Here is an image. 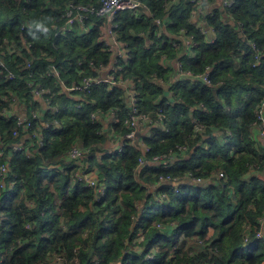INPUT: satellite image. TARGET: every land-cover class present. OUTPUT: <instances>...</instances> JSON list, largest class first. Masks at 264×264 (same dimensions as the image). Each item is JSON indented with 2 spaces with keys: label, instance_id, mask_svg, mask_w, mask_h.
<instances>
[{
  "label": "trees",
  "instance_id": "1",
  "mask_svg": "<svg viewBox=\"0 0 264 264\" xmlns=\"http://www.w3.org/2000/svg\"><path fill=\"white\" fill-rule=\"evenodd\" d=\"M141 1L115 20L132 104L121 84L77 96L61 84L101 76L113 62L103 17L65 34L51 29L70 4L100 0H0V164L8 165L0 264H263L264 143L255 121L264 100V0ZM187 34L195 45L180 37ZM54 69L59 76L47 74ZM135 109L152 124L129 139ZM17 114L31 125L15 135ZM109 139L119 145L111 149ZM75 145L79 164L69 157ZM85 164L103 192L76 176Z\"/></svg>",
  "mask_w": 264,
  "mask_h": 264
},
{
  "label": "built area",
  "instance_id": "2",
  "mask_svg": "<svg viewBox=\"0 0 264 264\" xmlns=\"http://www.w3.org/2000/svg\"><path fill=\"white\" fill-rule=\"evenodd\" d=\"M223 5H231L235 2V0H218ZM143 6V3L141 0H100V5H88V6H78L75 4H70L65 15V22L62 25L53 24L51 29L55 32L56 35L65 34L72 30V28L79 22L84 23L86 19L90 17V15L94 14L97 16H101L105 19V24L102 27L101 32V40L105 43V46L107 47L108 51L113 56V62L107 66H102V68L106 71L104 75L101 76H85L80 80L79 82H73L71 85L65 84V82L62 80L61 84L67 90V92L73 94L74 96H77V93L81 92H89L92 87L96 84L101 83H107L110 85H116L121 84L123 87H125L127 93L130 95V98L132 100V104L136 102V89L135 85L128 79L124 78L121 70L122 66L117 65L118 59L120 58H129L128 52L126 49V45L123 44L118 39V33L117 29L119 25L116 23V16L120 11L123 10H135L139 7ZM195 16V14H194ZM156 22L158 24H162L161 18H156ZM88 30V28H86ZM184 33V31H182ZM183 37L185 40V44L187 46H193L195 45V41L193 39L192 35L187 36H180ZM171 63V61H169ZM175 65L179 72H181V64L180 62H175ZM55 74L56 76H59L58 69L54 70H48L47 74ZM186 74L193 76V77H200L205 82H210L208 78V74H200L196 75L191 71L185 72ZM10 77H13V75H10ZM45 91L41 89V91L36 90L37 97H39V94H43ZM159 114H161L159 112ZM17 127L14 131L15 135H18L20 133V129L24 128L25 130H28L31 123L26 121V119L21 114H17L15 116ZM114 121V120H112ZM152 122V117L150 114L147 113H140L136 109L130 114L127 123L131 127V130L125 135L126 138L129 139H135V137L138 134V131L145 127V125ZM152 124V123H151ZM255 126H258L261 129V135L264 138V100L261 103L260 107L257 110V120L255 121ZM146 129V127L144 128ZM141 129L140 131L144 130ZM29 132H27V136L29 137ZM41 143V141H40ZM119 145V144H118ZM15 149H21L22 144H16L14 146ZM122 146H119V150H121ZM182 150V148H180ZM69 157L77 162L79 164L80 160L83 159L84 154L81 149V147L75 145L71 147L69 150ZM165 157L155 156L153 161L159 162L161 160H164ZM144 159H141L140 162L144 163ZM93 169L89 168L88 164H85L77 173L76 176L83 180L86 185L88 186H95L99 187L97 191H104L103 186H99V182L97 180L96 171L95 175L93 173ZM8 172V165L6 163L0 164V180H4V176ZM220 176H223L221 173ZM194 182H202L205 181L203 178H194ZM262 224L264 226V218L262 219ZM262 232L258 233V237H263Z\"/></svg>",
  "mask_w": 264,
  "mask_h": 264
},
{
  "label": "crops",
  "instance_id": "3",
  "mask_svg": "<svg viewBox=\"0 0 264 264\" xmlns=\"http://www.w3.org/2000/svg\"><path fill=\"white\" fill-rule=\"evenodd\" d=\"M141 11L143 12V13H148L149 11L147 10V9H145V8H143L142 7V9H141ZM165 23H169V21H166L165 20ZM209 34L211 35V32H209ZM123 43V42H122ZM123 44H125V43H123ZM126 45V44H125ZM105 73H103V75H104ZM42 114H43V111H41V116H42ZM114 118V117H113ZM113 118H112V120H113ZM45 122V120L41 117V124L43 123V124H45L46 125V122ZM255 136L257 137V139L258 140H260L261 142H263L264 143V138H263V136L261 135V129L257 126V128L255 129ZM118 144H116L114 141H113V139H109L108 141H107V146H111V149H113V147L115 146H117ZM114 147V148H115ZM94 171H95V169H94ZM95 175V174H94ZM96 176V175H95ZM264 263V262H263Z\"/></svg>",
  "mask_w": 264,
  "mask_h": 264
},
{
  "label": "water",
  "instance_id": "4",
  "mask_svg": "<svg viewBox=\"0 0 264 264\" xmlns=\"http://www.w3.org/2000/svg\"><path fill=\"white\" fill-rule=\"evenodd\" d=\"M126 95H127V93H126ZM185 180H181V181H170V183H174V184H180V183H182V182H184ZM92 253H93V250L90 252V256L92 255Z\"/></svg>",
  "mask_w": 264,
  "mask_h": 264
},
{
  "label": "rangeland",
  "instance_id": "5",
  "mask_svg": "<svg viewBox=\"0 0 264 264\" xmlns=\"http://www.w3.org/2000/svg\"><path fill=\"white\" fill-rule=\"evenodd\" d=\"M73 162H75L74 160H73ZM75 164H77V162H75ZM93 171V173L95 174V171L94 170H92ZM261 176L263 177L264 175L263 174H261ZM220 177H222V176H220ZM155 187V186H154ZM264 264V263H263Z\"/></svg>",
  "mask_w": 264,
  "mask_h": 264
}]
</instances>
